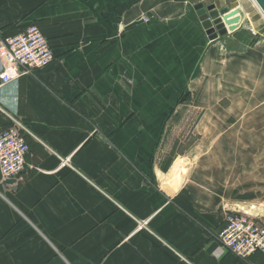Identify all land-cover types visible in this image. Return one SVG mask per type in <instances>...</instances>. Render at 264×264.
<instances>
[{"label": "crops", "instance_id": "0c3cea01", "mask_svg": "<svg viewBox=\"0 0 264 264\" xmlns=\"http://www.w3.org/2000/svg\"><path fill=\"white\" fill-rule=\"evenodd\" d=\"M226 1L0 0V31L36 24L53 53L0 81V124L11 112L38 138L26 136L16 188L0 177V264H264L219 243L224 212L246 199L192 162L211 122L193 132L192 107L211 105L209 80L223 90L232 75L247 99L238 69L264 68V42L239 32L244 9L238 28L208 39L195 6ZM236 122L216 123L220 138L251 134Z\"/></svg>", "mask_w": 264, "mask_h": 264}, {"label": "rangeland", "instance_id": "374dc122", "mask_svg": "<svg viewBox=\"0 0 264 264\" xmlns=\"http://www.w3.org/2000/svg\"><path fill=\"white\" fill-rule=\"evenodd\" d=\"M226 2L221 8L242 7L247 14L239 32L257 36L264 42V16L253 0ZM255 57L258 58V55ZM238 72H240L238 86L251 88V97L247 96V99L242 98L245 92L241 94L233 89L235 84L230 80L232 75H228L223 90L211 89L215 85L209 80V90L203 93L199 90L193 91V96L202 93L201 97L205 98L203 96L206 94V99L211 105L192 107V131H200L197 121L201 118H209L207 120L211 122L204 124L207 132L204 138L199 139L197 134L195 138L193 136L192 162L194 165L203 164L204 170L210 175V181L214 180L215 185L224 190L223 194L231 192L234 196L243 197L246 200L241 202L242 207L264 214V68L252 66L240 68ZM234 75L235 72L233 77ZM227 119L238 120L236 123L242 124L245 127L243 129H250L251 134L243 136L235 133L233 129L227 133L226 138H220L221 132L217 131L220 126L216 128L215 124ZM232 124L234 123L231 122L227 127ZM219 147L220 153L213 156V151ZM215 158H219L221 164H217ZM253 200L258 202H252ZM261 218L264 219V216Z\"/></svg>", "mask_w": 264, "mask_h": 264}, {"label": "built area", "instance_id": "2783aa9c", "mask_svg": "<svg viewBox=\"0 0 264 264\" xmlns=\"http://www.w3.org/2000/svg\"><path fill=\"white\" fill-rule=\"evenodd\" d=\"M53 60L50 45L36 24L5 35L0 31V81L16 82L22 75L34 73ZM7 125L0 124V177L21 180L30 145L26 136L38 138L11 112H5ZM69 157L62 161L69 163ZM225 225L217 232L219 243L234 255L246 259L255 252L264 254V222L260 214L236 206L224 212ZM141 225H145L143 222Z\"/></svg>", "mask_w": 264, "mask_h": 264}, {"label": "water", "instance_id": "95a60500", "mask_svg": "<svg viewBox=\"0 0 264 264\" xmlns=\"http://www.w3.org/2000/svg\"><path fill=\"white\" fill-rule=\"evenodd\" d=\"M253 1L264 16V0ZM195 9L209 40L225 34L228 30L232 31L238 28L240 22L243 20L242 7L216 9L215 4H209L204 7L203 4L199 3L195 6ZM5 183L16 188L13 179L5 180Z\"/></svg>", "mask_w": 264, "mask_h": 264}, {"label": "trees", "instance_id": "16d2710c", "mask_svg": "<svg viewBox=\"0 0 264 264\" xmlns=\"http://www.w3.org/2000/svg\"><path fill=\"white\" fill-rule=\"evenodd\" d=\"M5 34V33H4ZM13 34V33H12ZM5 35H7V34H5ZM4 125H7V124H4Z\"/></svg>", "mask_w": 264, "mask_h": 264}, {"label": "bare ground", "instance_id": "6f19581e", "mask_svg": "<svg viewBox=\"0 0 264 264\" xmlns=\"http://www.w3.org/2000/svg\"><path fill=\"white\" fill-rule=\"evenodd\" d=\"M253 3H254V1H253ZM255 4V3H254ZM256 5V4H255ZM257 6V5H256ZM259 9V8H258Z\"/></svg>", "mask_w": 264, "mask_h": 264}]
</instances>
